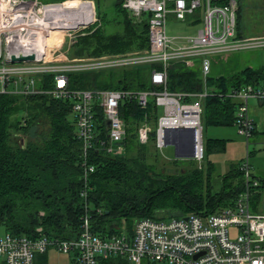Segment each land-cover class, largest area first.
Masks as SVG:
<instances>
[{
  "label": "trees",
  "instance_id": "obj_1",
  "mask_svg": "<svg viewBox=\"0 0 264 264\" xmlns=\"http://www.w3.org/2000/svg\"><path fill=\"white\" fill-rule=\"evenodd\" d=\"M96 1L99 4L101 0ZM236 1L239 4L240 0ZM116 6L120 8L122 0ZM124 21V36L105 41L100 31L81 36L80 48L70 56L83 58L127 52L132 48L147 49L148 19L137 26L128 19ZM161 68L155 64L128 70L75 72L68 76L69 87L90 91H160L163 88L155 86L151 76L154 69ZM263 83L264 70L250 68L218 79L208 76L204 81L200 60H195L190 67L173 62L167 73L166 88L170 93L192 94L203 92L205 87L213 89L216 94L206 98L203 123L220 126L235 125L236 121L237 106L225 98L227 93ZM53 86L52 75L41 76L37 83L44 91ZM119 114L126 126L124 150L119 152L115 147L114 151H107L112 145L106 118L96 103V135L84 158L70 99H55L46 93H0V225L15 235L33 237L43 233L72 239L80 234L82 218L88 214L95 233L105 237L120 234L123 226L132 232L133 224L143 218L206 216L235 204L244 189L239 166L223 176L220 191L214 192L205 182L204 172L212 168L211 149L214 154L224 149L218 148L220 141L204 142L202 167L179 174H157L156 165L151 162L160 161L155 141L161 115L155 97H149L145 109L137 102L125 101L119 107ZM144 122L152 128L146 144L138 139V129ZM183 162L175 160L173 164ZM90 166L94 168L92 172L87 169ZM260 182L258 192L251 198L256 202L255 212L259 211L264 196V180ZM123 220L128 226L122 224ZM99 264L131 263L124 257L112 256L101 258Z\"/></svg>",
  "mask_w": 264,
  "mask_h": 264
},
{
  "label": "built area",
  "instance_id": "obj_2",
  "mask_svg": "<svg viewBox=\"0 0 264 264\" xmlns=\"http://www.w3.org/2000/svg\"><path fill=\"white\" fill-rule=\"evenodd\" d=\"M77 2L89 11L90 19L60 31L70 44L78 37L76 32L80 28L85 30L98 23L95 2ZM67 3L41 8L33 3L32 9L58 14L57 7ZM28 5L24 0H0V93H46L55 99H70L76 113L78 136L83 142L84 158L88 156L96 135V103L106 121L110 122L108 135L112 146L107 151L112 152L116 147L121 152L124 150L126 126L119 114L120 105L125 101H134L145 109L149 97L154 96L156 104L164 108V115L159 117L156 128V147L159 150L165 147L167 129H192L193 160L201 164L204 160L205 131L202 100L207 93H170L166 88L169 66L173 62H182L190 67L195 60H200L206 81L211 70L210 57L264 49V36H238L236 0H122V7L133 17L148 19V48L100 57L74 58L69 53L71 45L67 51L55 50L57 43L49 47L45 45L46 30L43 24L28 20ZM170 15L182 22H186L188 17L193 18L189 20L191 23L195 22L194 17H201L202 27L195 35L170 36ZM72 16L68 13L62 20L69 18L72 21ZM37 42L45 48L40 61H11L12 55L34 54L33 44ZM155 64H160L162 68L152 71L151 80L155 86L163 88L160 91H90L69 87L68 76L71 73L128 70ZM46 75L54 77V86L48 91L40 90L37 83L41 76ZM226 96L239 100L235 126L238 135L248 145L255 131L249 102L251 99L264 101V87L247 85ZM151 130L148 122L139 127L140 143H148ZM181 141L184 142L183 139ZM87 169L92 172L94 168L90 166ZM239 169L244 189L233 206L219 212L206 216L190 214L186 216L187 220L186 217L169 220L143 218L136 221L132 232L123 226L120 234L105 237L95 233L90 216L86 214L76 238L63 239L43 233L33 237L11 233L1 236L0 264H35L36 256L46 253L51 247L60 252L74 253L75 264H99L101 258L112 256L124 257L131 264H264V214L253 213L250 206L261 182L253 175L250 153H247Z\"/></svg>",
  "mask_w": 264,
  "mask_h": 264
},
{
  "label": "rangeland",
  "instance_id": "obj_3",
  "mask_svg": "<svg viewBox=\"0 0 264 264\" xmlns=\"http://www.w3.org/2000/svg\"><path fill=\"white\" fill-rule=\"evenodd\" d=\"M28 2L30 5H28L29 9V16L28 20L30 21H37L38 24H43L45 30V36L51 37L49 40L52 43H57L55 50H62L64 48H67L71 45V48L69 53L75 52L76 49L80 48L81 44L78 45L79 37L81 36H91L94 34V32H101L102 37L105 40H111L112 37H122L126 33V23L124 19L130 20L135 26L143 23L146 17L143 18H135L130 13H128L124 8L121 6L118 8L116 6L118 0H101L99 1V4L96 0H93L96 4V10H97V17H98V23L91 28V26L88 29H79L76 32V35L78 36L75 40H73L70 44V41L67 37L64 35H61L60 31L62 29L57 30L58 32H55L56 29H51L50 25L51 23H58L60 21L59 16L55 12H45V10H41L39 12V8L43 7L44 5H52V4H62L64 2H71L72 1H79V0H65V1H58V0H24ZM83 1V0H81ZM91 1V0H87ZM14 4L15 2L12 1ZM33 3H36L37 7L35 10L32 9L34 6ZM238 3V2H237ZM31 9V10H30ZM28 12V11H27ZM67 21V20H65ZM62 22V23H61ZM61 24L66 23L61 21L59 22ZM200 24H196L195 26L192 25L190 27L189 25V17L186 22L178 21L174 18V16L170 15L168 18V34L170 36H190L195 35L198 30L201 29ZM138 28V27H136ZM140 28V27H139ZM138 28V29H139ZM49 31V32H48ZM56 41V42H55ZM103 41V42H104ZM49 42L50 46H53ZM49 46V45H48ZM137 50L136 48H132L131 50H128L127 52H132ZM126 53V52H121ZM264 53V50H258V51H251V52H237L234 53L230 59L229 62L220 61L216 66H214L212 75L217 74H227L229 71V68L234 67L236 69L241 68L242 62L244 59H246L247 56H252L255 54ZM111 54H118V53H104L102 55H89L92 57H100L104 55H111ZM79 58V57H78ZM86 58V57H83ZM242 58V59H241ZM194 65V62H193ZM192 65V66H193ZM145 66V65H144ZM171 66V65H170ZM169 66V68H170ZM168 68V70H169ZM208 78V77H207ZM207 80V79H206ZM160 115H164V108H160ZM205 127V126H204ZM205 137H214L215 134L213 128H205ZM226 138V136H222ZM221 137V138H222ZM237 138L234 139V141L230 142V148L227 154H219V155H213L214 149H211L212 155L210 156V161L212 162V168L209 172H204L205 174V182L208 183L210 186H212L213 191L217 192L220 191L222 182V177L226 175L225 173L229 170L231 166L238 165L239 167L242 165V163L246 160L247 153H250V164L253 169V174L256 178L260 180H264V147L260 146L255 142V137L250 139V144L247 145L244 138H240L239 136H236ZM206 140V139H205ZM160 161H154L152 159L151 162H153L156 165V173L161 175H172V174H179L180 172H183L184 170H191L197 167H202V163H198L196 161H185L183 163H180L179 165H174L173 163H166L165 161L173 160L175 159L174 149L171 147L164 148L163 151L160 150L159 153ZM209 177V178H208ZM208 178V179H207ZM252 200V199H251ZM262 200L261 199V205L259 207V211L253 210V205H255V200L250 201L251 210L253 213L256 214H264V211L262 209ZM163 220H169V218H165ZM125 220L122 221V224ZM125 225L128 226V222H124ZM134 226V224H133ZM132 226V228H133ZM10 233L7 228L4 225H0V237L5 236L6 234ZM232 237H235L232 234ZM75 258V254L71 253H64L58 251L56 248H49L46 253L44 254H38L35 259V264H74L73 260ZM146 264H149L146 262Z\"/></svg>",
  "mask_w": 264,
  "mask_h": 264
},
{
  "label": "crops",
  "instance_id": "obj_4",
  "mask_svg": "<svg viewBox=\"0 0 264 264\" xmlns=\"http://www.w3.org/2000/svg\"><path fill=\"white\" fill-rule=\"evenodd\" d=\"M237 14H238V36L239 37L252 38V37L264 36V0H240L238 4ZM192 19L193 18H190L189 20H192ZM194 19H195L194 23L189 22L190 27L192 25L195 26L196 24L202 25L201 17L199 18L194 17ZM67 50H69V47L64 48L60 51H67ZM258 50H264V49H252V50L241 51V52H251V51H258ZM234 53H237V52L221 54V55L210 57L211 70L208 76L218 79L220 77H226V76L228 77L229 75L230 76L235 75L248 68L252 70H257V69L264 70V53H259V54L252 55L250 57L247 56L246 59L243 60L241 68L236 69L234 67H231L229 68V71L227 74H217V75L213 74L212 75L214 66H216L220 61H224L228 63L230 57ZM259 87L260 88L264 87V83ZM231 91L232 90H230V92ZM203 92L207 93V95L204 96L202 100V104H203L202 121L204 122L206 98L210 95L214 96L216 93L213 92V89H208L206 87L204 88ZM221 95L223 94H220L219 96ZM225 98H228V97H225ZM228 99L231 100V104L236 105L238 108L239 100L231 99V98H228ZM249 103H250V114L255 123V131L253 133L252 138L255 137V140H256L255 142H257V144H259L260 146L264 147V101H259L257 99H251ZM203 124L205 126L204 130H206L205 128H213L214 133H217L214 135V137L208 136L204 138V142L211 141V140L217 141V142L220 141L222 144H220L218 148L220 147L224 148L222 150L219 149L213 155L227 154L229 151L230 145H231L230 142L234 141V139L237 138L236 136L243 138L240 135H238L237 128L234 124L220 125V126H207L205 123ZM222 136H226V138ZM204 137H205V134H204ZM167 147L173 148L174 154H175V148L173 146H165L164 148H167ZM163 149L161 151H163ZM159 153H160V150H159ZM175 160H182V161L187 160L188 161L191 159H177L175 155V159L169 160V161L167 160L165 162L173 163ZM237 167L238 165L234 167L231 166L225 174L227 175L229 172H231L233 168H237ZM221 187H222V184H221Z\"/></svg>",
  "mask_w": 264,
  "mask_h": 264
},
{
  "label": "water",
  "instance_id": "obj_5",
  "mask_svg": "<svg viewBox=\"0 0 264 264\" xmlns=\"http://www.w3.org/2000/svg\"><path fill=\"white\" fill-rule=\"evenodd\" d=\"M61 27V26H60ZM62 29H70L64 26ZM34 54L24 56L20 54L18 57L12 55L11 61L13 63L22 61H40L45 54V48L41 42L33 44ZM37 54V56H36ZM107 128L110 127V122L107 120ZM184 140L182 143L181 140ZM165 146H173L175 148V155L177 159H193L194 158V138L192 129H175L170 128L166 130V144ZM262 209L264 211V196L262 200ZM188 218L186 217L185 220Z\"/></svg>",
  "mask_w": 264,
  "mask_h": 264
},
{
  "label": "bare ground",
  "instance_id": "obj_6",
  "mask_svg": "<svg viewBox=\"0 0 264 264\" xmlns=\"http://www.w3.org/2000/svg\"><path fill=\"white\" fill-rule=\"evenodd\" d=\"M85 7L82 6V5H79V3L77 1L75 2H68L66 5L64 6H61V7H57V12H58V16H59V20L61 21V19L64 17V15L70 13L74 16H72V18L70 20L72 21H69V18H66V19H63V22H66V23H59L60 21H58V23H54V26H53V23H51L50 27L51 29H56V30H59V29H62L64 26H68V27H72L71 25L73 24H81L82 22L86 21V20H89L90 19V14H89V11H86L84 9ZM67 20V21H65ZM43 26V25H42ZM61 26V27H60ZM47 32V31H45ZM49 32V31H48ZM45 38V45L46 46H50L49 42H50V38H48V36H44ZM55 44V43H54ZM52 44V45H54ZM48 46V47H49Z\"/></svg>",
  "mask_w": 264,
  "mask_h": 264
}]
</instances>
